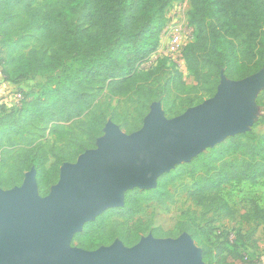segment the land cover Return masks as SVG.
<instances>
[{
    "label": "trees",
    "instance_id": "1",
    "mask_svg": "<svg viewBox=\"0 0 264 264\" xmlns=\"http://www.w3.org/2000/svg\"><path fill=\"white\" fill-rule=\"evenodd\" d=\"M179 1L183 0H45L38 5L37 0H0L2 80L16 84L31 77L51 78L36 97L23 94L19 105L0 106V188L19 186L33 168L39 192L48 193L58 180L60 166L93 149L102 135L108 121L98 105L103 97L131 105L132 122L115 112L109 118L130 134L141 127L154 102H160L164 115L173 118L212 97L221 73L228 80H241L264 69V0H186L194 36L182 57L191 88L185 89L181 74L168 58L144 70L160 45L167 9ZM30 40L45 50L28 49ZM166 62L173 77L158 87L154 79ZM172 90L180 100L178 105L170 96ZM192 94L205 99L192 104ZM263 101L264 90L255 102L262 106ZM261 124L264 119L255 122L249 132L228 138L163 174L154 190L126 192L123 207L86 223L72 241L86 251L110 245L112 235H99L107 218H133L144 204L164 200L168 187L182 179L190 180L182 193L192 205L233 219L219 192L225 185H256L264 180V132H254ZM72 125L78 127L72 152L56 155L49 163L39 140L50 136L65 142L69 138L65 126ZM252 215L263 219L256 207ZM146 231L147 226L141 225L131 235L118 238L131 247ZM182 233L200 248L205 264H227V257L245 258L238 254L235 242L226 250L227 240L219 244L206 240L208 233L197 228L193 218L180 222L177 237ZM151 235L160 237V230H152ZM242 264L253 263L246 258Z\"/></svg>",
    "mask_w": 264,
    "mask_h": 264
},
{
    "label": "water",
    "instance_id": "2",
    "mask_svg": "<svg viewBox=\"0 0 264 264\" xmlns=\"http://www.w3.org/2000/svg\"><path fill=\"white\" fill-rule=\"evenodd\" d=\"M263 90L264 69L241 80L221 73L212 97L176 117L167 118L154 102L130 134L108 120L93 149L60 166L45 196L33 168L19 186L0 188V264H205L186 233L148 234L131 247L114 240L93 251L71 243L86 223L123 207L126 192L154 190L158 178L176 166L249 132Z\"/></svg>",
    "mask_w": 264,
    "mask_h": 264
},
{
    "label": "rangeland",
    "instance_id": "3",
    "mask_svg": "<svg viewBox=\"0 0 264 264\" xmlns=\"http://www.w3.org/2000/svg\"><path fill=\"white\" fill-rule=\"evenodd\" d=\"M44 1L37 0V4L41 5ZM181 2H175L173 4L175 5ZM29 46L28 49L33 47L37 50H45L43 46L35 43L33 40L29 41ZM163 56V45L160 44L156 52L150 56L142 68L144 70L154 68L163 59ZM168 66L169 62H166L162 71L154 79L156 86L162 87L170 82L169 80H171L173 75ZM176 70L181 74L185 89H190L193 83L192 79L186 73L185 67L176 68ZM49 80L51 78L31 77L16 84L10 83L9 85L0 76V106L12 108L16 104V96L18 94L21 96L23 94H29L30 97H36ZM171 93V98L175 99L176 95L174 90ZM191 98L192 104L205 99L202 94H192ZM175 101L178 105L180 100L175 99ZM98 105L101 110H105L104 112L108 120L114 112L121 117H126L129 122H132L134 118L131 105L123 99L109 100L107 97H103L98 102ZM261 119H264V105H256L254 122H258ZM77 128V126L73 125L65 126L64 130L69 132V138L65 142H59L56 138L50 136L42 137L39 140L40 146L48 154L49 163L54 160L56 155H64L72 152L76 142ZM120 129L123 133H126L124 128L121 127ZM254 132L257 134L263 133L264 125H258L254 129ZM16 156L17 154L15 153V159ZM189 185V179L177 181L168 187V196L164 200L144 204L142 212L133 218L127 220L113 217L107 218L102 225L99 235L103 237L112 235L113 241L119 240L118 236L120 234L131 235L138 226L146 225L147 231L141 237L151 234L152 230L159 229L160 237L157 238H176L180 222L193 218L194 225L203 232L208 233L204 238L210 240L212 244H219L227 240L229 245L226 246V250H230V245L235 242L238 254L245 257L243 261L249 258L253 264H264V180H260L256 185L242 183L225 185L221 188L219 195L227 202L233 212L234 218L231 220L224 219L218 214H214L211 211L206 212L192 205L182 193L183 187ZM45 193H47V190H41L39 192L41 196H45ZM254 207L261 213L263 219L258 220L254 218L252 215V209ZM247 216H250V218L247 219ZM71 244L77 247L76 242L72 241ZM224 254L226 253L224 252ZM243 261L233 257H227V264H242Z\"/></svg>",
    "mask_w": 264,
    "mask_h": 264
},
{
    "label": "built area",
    "instance_id": "4",
    "mask_svg": "<svg viewBox=\"0 0 264 264\" xmlns=\"http://www.w3.org/2000/svg\"><path fill=\"white\" fill-rule=\"evenodd\" d=\"M188 9L189 6L186 0L171 5L166 11V23L160 35V44L163 45V57L168 58L176 68L184 66L183 49L193 41L194 30L187 19ZM20 100L21 95L18 94L15 105H19Z\"/></svg>",
    "mask_w": 264,
    "mask_h": 264
},
{
    "label": "crops",
    "instance_id": "5",
    "mask_svg": "<svg viewBox=\"0 0 264 264\" xmlns=\"http://www.w3.org/2000/svg\"><path fill=\"white\" fill-rule=\"evenodd\" d=\"M9 85H10V83H9Z\"/></svg>",
    "mask_w": 264,
    "mask_h": 264
}]
</instances>
